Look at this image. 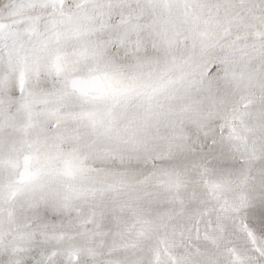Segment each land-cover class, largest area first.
Instances as JSON below:
<instances>
[{"label":"snow or ice","instance_id":"1","mask_svg":"<svg viewBox=\"0 0 264 264\" xmlns=\"http://www.w3.org/2000/svg\"><path fill=\"white\" fill-rule=\"evenodd\" d=\"M216 15H192L191 4ZM234 0H0V132L5 141L28 140L42 119L55 121L78 95L119 105L132 77L119 73L71 75L82 63L103 61L121 52L138 57L144 32L160 38L176 20L195 27L194 37L219 46L232 41V56L242 65L232 72L236 99L221 129L242 139L240 127L251 109L264 106V81L248 71L251 58H264V18L245 26L235 12L221 11ZM258 7V6H257ZM173 9L182 14L174 16ZM241 24L246 35L233 34ZM211 33V34H209ZM243 41V46H241ZM165 46L168 41L164 40ZM196 44L193 43V53ZM225 62L200 58L192 65L201 84L226 72ZM176 79L165 77L158 95H167L189 79L173 62ZM41 81L47 86L38 88ZM105 116L92 123H103ZM248 163L264 174V156L253 152ZM42 168L21 169L0 178V264H264V195L231 197L229 186L214 184L203 192L180 194L179 181L168 184V199L156 212L141 207L117 246L106 247L102 225L108 213L104 194L88 193L92 204L81 213L70 200L54 202ZM121 190L110 195L118 202ZM142 196L128 193L135 205ZM23 207L26 211H18Z\"/></svg>","mask_w":264,"mask_h":264},{"label":"clouds","instance_id":"2","mask_svg":"<svg viewBox=\"0 0 264 264\" xmlns=\"http://www.w3.org/2000/svg\"><path fill=\"white\" fill-rule=\"evenodd\" d=\"M189 11L205 18L204 29L209 15H216L194 2ZM221 11L235 12L245 26H254L259 21L252 12L258 11L264 18V0H234ZM172 14L180 16L182 12L173 9ZM232 28L233 34H247L239 23ZM196 30L178 19L160 38L142 33L144 43L138 57L121 52L114 59L109 55L103 61L80 64L71 75L87 78L119 73L132 77L128 95L119 105L76 95L64 107L65 115L37 122L28 140L0 139V178L21 169L42 168L53 201L68 198L81 213L92 204L88 193L101 191L108 205L102 225L106 247L120 244L138 209L156 212L170 199V181H179L180 194L223 184L229 186L231 197L264 195V174L248 163L253 152L264 156V106L251 109L249 119L239 126L242 139L232 138L226 128L222 131L229 102L237 98L231 73L239 72L242 65L231 54L232 41L213 47L194 37ZM200 58L227 61L226 72L211 84H201L192 70ZM173 62L183 67L189 79L169 94L158 95L162 79L177 77L171 71ZM243 67L259 71L264 81V58H251ZM46 86L47 82L41 81L37 87ZM102 115L104 122L94 125L92 121ZM4 135L0 132V137ZM117 189L122 194L113 202L110 193ZM132 191L145 198L135 205L127 203Z\"/></svg>","mask_w":264,"mask_h":264}]
</instances>
